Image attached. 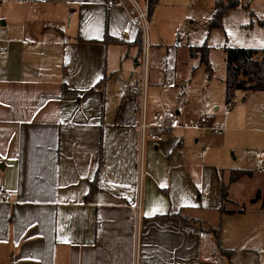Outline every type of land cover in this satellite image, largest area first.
Wrapping results in <instances>:
<instances>
[{
    "label": "crops",
    "instance_id": "1",
    "mask_svg": "<svg viewBox=\"0 0 264 264\" xmlns=\"http://www.w3.org/2000/svg\"><path fill=\"white\" fill-rule=\"evenodd\" d=\"M11 15L12 26L7 20L0 33V189L11 195L6 201L0 190V264H264L261 170L234 152L232 161L225 144L211 165L192 164L190 139L198 138V152L201 132L210 129L188 124L205 120L192 111L176 110L175 118L151 112L148 96V123L159 113L176 128L142 143L129 92L137 80L117 114L108 113L110 48L123 47L126 57L134 49L136 63L143 49L126 9H110L107 0H13ZM106 33L115 42H101ZM226 82L227 67L225 103ZM210 106L222 107L220 100ZM241 108L217 129L239 138L264 127L262 115ZM207 115L212 127L217 117ZM234 170L252 176L230 184L223 205L222 186ZM244 187L249 193L239 199Z\"/></svg>",
    "mask_w": 264,
    "mask_h": 264
},
{
    "label": "rangeland",
    "instance_id": "2",
    "mask_svg": "<svg viewBox=\"0 0 264 264\" xmlns=\"http://www.w3.org/2000/svg\"><path fill=\"white\" fill-rule=\"evenodd\" d=\"M218 0H160L154 19L149 23L150 48L148 52L147 83L150 102V111H170L175 118L176 110L182 115L189 111L194 112L208 124L209 116L217 117V122L211 124L215 129L222 127L220 120L230 118L237 113V107H242L245 113H258L264 117V98L254 94L241 92L236 96L234 105L229 112L226 111L223 96L222 81L226 79V52L231 48H243L264 50V0H242L243 5L249 8L239 7L230 10L223 18L220 28L211 29L215 5ZM13 0H0V33L5 31L2 23L9 22L12 26L11 15ZM157 15L163 18H157ZM176 42H180L177 45ZM206 46L210 49L209 62L213 74L206 72L201 65V59L191 57L190 50L194 47ZM125 46V45H124ZM134 50V49H133ZM131 51L126 57L123 47L114 46L108 53V75L110 79V91L108 94V113L117 114L118 107L128 91L130 82L138 81L144 77L143 49L139 63H136L137 51ZM115 72V73H114ZM208 100H220L221 109L213 112ZM210 108V109H209ZM215 113V114H214ZM114 115V116H115ZM226 128L227 125H224ZM262 126L256 125L235 138L224 133L215 134L210 130L201 132L198 152L192 137L191 148L196 153L192 158V164H210L215 162L214 151L222 144L227 145L231 160L234 161L237 154L245 164L261 170L264 174V136L257 134ZM251 145L248 148V145ZM197 147V148H198ZM258 155V160L253 161L252 155ZM227 182V177L224 179ZM212 184V180H209ZM256 183L258 181L256 180ZM255 185H252L254 188ZM213 195V185L211 186ZM242 193L237 190L239 199H246L249 191L244 187ZM197 192L193 190L192 194ZM212 197V196H211ZM212 199V198H211ZM198 194L191 204H196ZM248 205L249 202L246 201ZM236 208V207H235Z\"/></svg>",
    "mask_w": 264,
    "mask_h": 264
},
{
    "label": "trees",
    "instance_id": "3",
    "mask_svg": "<svg viewBox=\"0 0 264 264\" xmlns=\"http://www.w3.org/2000/svg\"><path fill=\"white\" fill-rule=\"evenodd\" d=\"M160 0H149L150 12L149 17L152 16L153 11L159 4ZM249 8L248 5H243L242 0H218L215 5L213 18L211 21V29L220 28L222 26L224 16L233 9L239 7ZM104 44L115 42L107 33L104 39L101 40ZM136 45L143 48V37L140 32ZM142 51V49L140 50ZM210 49L206 46L191 48L190 54L194 58L201 59V65L205 66L206 72L212 76L213 69L209 62ZM106 80H102L99 85L104 86ZM238 91L264 93V53L259 50L233 48L227 50V82L225 89L226 103L233 102ZM252 176L251 171L234 170L231 173L229 182L222 186L223 205L227 200L230 184L237 182L243 177ZM262 198V193L259 191L253 201H258ZM224 211V209H223ZM243 209L238 211L228 212L235 214L236 212H243ZM227 212V211H226ZM218 243H220L219 230L215 231ZM220 245V244H219ZM223 253H228L223 250Z\"/></svg>",
    "mask_w": 264,
    "mask_h": 264
},
{
    "label": "built area",
    "instance_id": "4",
    "mask_svg": "<svg viewBox=\"0 0 264 264\" xmlns=\"http://www.w3.org/2000/svg\"><path fill=\"white\" fill-rule=\"evenodd\" d=\"M107 5L110 9L116 7H122L127 10L129 16V23L134 27L138 28L142 33L143 37V69L144 77L140 80L138 84L133 85L129 92L133 95L137 102L134 105V111L140 118L139 130L141 134L142 143L146 140H151L154 142L162 141L166 135L171 133L176 125L173 120L169 117L162 118L159 113H157V122L150 124L147 121V77L146 71L148 67V52L150 48L149 43V23H150V3L149 0H107ZM126 33L120 35L119 39L124 41L126 39ZM179 43V42H178ZM177 43V45H178ZM233 102L227 103V108H231ZM188 127L196 129H210L215 133L224 132V129H215L210 127L205 121H189ZM4 195V200L9 201L11 195L6 191L5 188L0 189Z\"/></svg>",
    "mask_w": 264,
    "mask_h": 264
}]
</instances>
